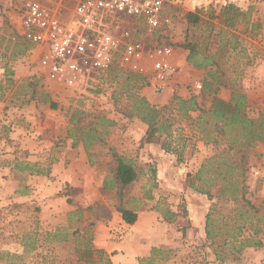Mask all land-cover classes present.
Returning <instances> with one entry per match:
<instances>
[{
	"label": "rangeland",
	"instance_id": "1",
	"mask_svg": "<svg viewBox=\"0 0 264 264\" xmlns=\"http://www.w3.org/2000/svg\"><path fill=\"white\" fill-rule=\"evenodd\" d=\"M25 1L0 0V264H105V254L113 263L126 255L123 246L128 240H133L130 250L135 256L120 264H140L155 248L161 250L157 264H264V246L246 248L241 254H230L223 246V256L230 258L216 261L205 238L206 215L216 204L226 220L229 209L238 205L227 194L208 200L188 187L187 176L215 155L232 157L235 164L240 155L235 154L237 149L229 151L228 138L217 129L209 135L212 128L198 121L200 112H189L187 119L170 107L174 95L188 99L197 94L205 109L214 97L197 88L211 69H195L199 73L183 70L177 63L188 62L190 54L177 45L190 42L223 60L219 98L230 101L233 92H242L252 118L264 112V0H172L175 30L164 37L154 35V42L148 40L164 41L174 49L178 72L163 93L118 68L90 91L49 80L40 67L41 49L23 37ZM230 5L228 15H221L220 6ZM188 12L199 14L196 27L189 26ZM120 20L133 22L125 15ZM139 97L163 111L171 124L170 137L163 135L152 144L143 141L148 126L137 116L127 115ZM75 112H80L78 120L90 116L85 123L91 127L100 116L115 122L103 142L92 147L93 165L83 145L73 147L67 136ZM206 128L208 132L203 131ZM164 142L170 147L168 153L162 148ZM113 152L133 160L139 173L138 181L122 194L103 189L105 176L116 168ZM263 157L262 143L246 152L247 197L258 206L264 198L255 197L254 190L263 183L256 179V168L264 164ZM162 160L171 172L167 178L159 177ZM33 164L50 167V176L31 175ZM147 192L153 199H148ZM124 204L137 212L134 225L126 224L118 212ZM101 206L111 211L110 219L97 220V214L103 218ZM166 210L181 215L167 223ZM78 211L82 215L75 218ZM217 239L223 244L224 237ZM84 244L92 252L90 262L82 257ZM141 247H146L143 256L138 252Z\"/></svg>",
	"mask_w": 264,
	"mask_h": 264
},
{
	"label": "trees",
	"instance_id": "2",
	"mask_svg": "<svg viewBox=\"0 0 264 264\" xmlns=\"http://www.w3.org/2000/svg\"><path fill=\"white\" fill-rule=\"evenodd\" d=\"M232 8V5L220 6L222 10L221 15L227 16L228 11ZM186 19L191 27H196L201 21L199 14L194 12H188ZM177 47L190 51L188 62L195 69H211L208 72L207 79L203 82L200 92L214 94V97L210 108L205 109L200 106L197 94L192 95L188 99L174 95L170 107L177 110L187 119L190 118L189 112H200L198 121L212 128L209 135L217 129L218 134H220V131L222 135L224 134L228 138L230 143L229 151L237 149L238 152L235 154L240 155V160L236 164L232 157L224 158L220 155H215L213 158L207 160L199 170L187 176L188 187L196 193L206 196L208 200H213L215 197L221 199L223 198V194H227L230 197L229 201L238 205L237 208L229 209L226 220L217 211L216 204L213 205L206 215L204 228L205 238L213 248L216 261L223 263L230 258L229 255L223 256V254H226L223 246L229 248L230 254L233 252L241 254L246 248L257 250L264 246V200H261L262 203L258 206L247 197L248 186L245 165L247 150L254 147L257 143L264 144V112L259 114L258 117L252 118L248 110L247 96L242 92H233L230 101H225L217 96L223 64V60L219 56L208 54L197 43L185 42L178 44ZM130 78L135 79L137 82H146L139 75L132 74ZM44 95L45 98L49 97L48 94ZM52 106L54 107L55 105L52 104ZM79 113L75 112L71 126L67 130V136L72 141L73 147H77L80 144L83 145L89 156L90 164L93 165L92 147L103 142L104 138L109 135L110 129L115 126V122L104 116H100L96 126L91 127V124L85 123L91 117L88 116L85 120H78ZM127 115L130 117L137 116L148 126L145 137L143 138V141L147 144L154 143L155 139H160L163 135H167V137L171 136V124H167L163 111L150 105L145 98L139 97L133 107V111L127 113ZM203 131L208 132V128L203 129ZM162 148L166 153L170 152V147H168L166 142H164ZM178 153L179 159L181 160L182 152L178 151ZM113 157L116 160V168L113 172L105 176L103 189L106 191L120 190L122 194L127 186L138 181L139 173L133 160L127 159L125 156H120L116 152H113ZM218 159L221 160L216 161ZM28 169V167L23 168V170ZM219 170H222V173H219ZM30 171L31 175L49 177L51 174L50 167L40 168L36 164L30 166ZM153 181L156 187L155 177ZM146 196L148 199H153L150 192H147ZM71 201L69 200V202ZM93 207L90 206L89 209ZM101 209L103 218H100V214H97V220L110 219L111 211L104 206H101ZM118 212L126 224L134 225L137 222V212L126 206V204L121 205L118 208ZM185 214L186 210H184ZM81 215L82 212L78 211L73 216L78 218ZM163 215L167 223H173L181 214L179 212H173L172 210H166L165 212L163 211ZM220 237H224L223 244L217 241V238ZM84 245L86 248L84 256L82 257L90 262L89 259L92 252L89 249V244ZM99 253L105 254L103 251ZM159 253H161L160 249H153L152 256L142 259L140 264H157L156 259ZM105 258V264H113L106 254Z\"/></svg>",
	"mask_w": 264,
	"mask_h": 264
},
{
	"label": "built area",
	"instance_id": "3",
	"mask_svg": "<svg viewBox=\"0 0 264 264\" xmlns=\"http://www.w3.org/2000/svg\"><path fill=\"white\" fill-rule=\"evenodd\" d=\"M174 5L172 0H26L21 28L24 39L41 49L40 67L53 82L90 91L118 68L163 93L177 76L174 49L148 40L175 30Z\"/></svg>",
	"mask_w": 264,
	"mask_h": 264
},
{
	"label": "crops",
	"instance_id": "4",
	"mask_svg": "<svg viewBox=\"0 0 264 264\" xmlns=\"http://www.w3.org/2000/svg\"><path fill=\"white\" fill-rule=\"evenodd\" d=\"M175 61H176V59H175ZM177 63H179V65L182 67V69L183 70H189V69H192L193 71H197V70H195V68H190V65H189V63L187 62V60L185 59V60H180V61H177ZM197 72H199V71H197ZM202 72V71H201ZM201 72H199V73H201ZM181 91H182V89H181ZM225 101H229V99H224ZM263 159H264V157H263ZM162 163H163V160L159 163V177L160 178H163V177H165V178H167V176L168 175H170L171 176V174H169V173H171L170 171H168V166L166 165L167 163H163V165H162ZM257 170H258V172H259V176H256V179H263V183H262V186H261V189L260 190H254V192H255V197H261V198H264V164H261V165H259L257 168H256ZM255 168L253 169L254 170V173H255V170H256ZM169 172V173H168ZM174 172V171H173ZM168 174V175H167ZM259 177V178H258ZM253 177L251 176V179H252ZM131 241H133V240H131ZM131 241L130 240H128V243H126L125 244V246H123L124 248H123V250H125V256H118L117 257V259H115V260H113V263L114 264H120L121 262H123V260L125 259V261H127V259H131V258H133L135 255L133 254V253H131V250H132V248H131ZM131 249V250H130ZM138 252H140V253H142V255L141 256H143V255H145L146 254V247H141V248H139L138 249ZM148 254V253H147Z\"/></svg>",
	"mask_w": 264,
	"mask_h": 264
}]
</instances>
